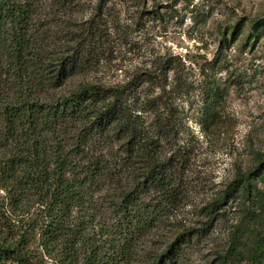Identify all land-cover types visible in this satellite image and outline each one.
<instances>
[{"label":"rangeland","instance_id":"rangeland-1","mask_svg":"<svg viewBox=\"0 0 264 264\" xmlns=\"http://www.w3.org/2000/svg\"><path fill=\"white\" fill-rule=\"evenodd\" d=\"M42 2L36 44L50 43L47 52L54 46L56 60L74 51L82 57L61 91L81 84L122 91L142 136L141 161L123 153L119 136L92 139L95 153L109 161L118 154L135 167L104 172V183L82 191L83 202L47 249L30 231L23 243L29 261L152 264L184 233L170 252L173 264H249L264 232V0ZM17 67L5 55L1 78ZM2 136L0 125V158L11 157ZM155 163L168 172L175 200L158 204L159 216L148 221L130 218L131 207L157 198L145 186ZM14 186L0 176V240L7 245L42 207L18 204L23 194L13 198Z\"/></svg>","mask_w":264,"mask_h":264},{"label":"trees","instance_id":"trees-1","mask_svg":"<svg viewBox=\"0 0 264 264\" xmlns=\"http://www.w3.org/2000/svg\"><path fill=\"white\" fill-rule=\"evenodd\" d=\"M42 4V0H0V67L5 55L18 66L15 74L2 71L4 77L0 76L2 139L14 151L11 157L0 158V176H7L15 185L8 189L13 198L23 194L18 204L42 206L18 242L7 245L0 240V264H32L23 245L30 231L37 233L41 246L47 249L61 236L70 211L83 202L82 191L104 183V172L111 174L117 168L132 166L118 154L109 161L95 153L98 149L89 144L92 139L107 141L119 136L123 153H132L128 156L134 164L141 161V152L137 153L142 136L129 118L122 91L92 84L61 91L70 72L81 67L82 57L74 51L56 60L52 58L54 46L47 52L50 43L36 44L34 32ZM231 29L236 31L237 27ZM8 86L13 91H7ZM145 174L149 180L145 186L151 187L157 198L151 204L131 207L129 217L143 215L148 221L150 216H159L158 204L168 208L176 194L168 172L157 163ZM239 181L249 186L250 179ZM244 193L249 195V188ZM184 236L182 233L168 246L164 259L157 258L152 264H173L170 252ZM249 264H264V232Z\"/></svg>","mask_w":264,"mask_h":264}]
</instances>
